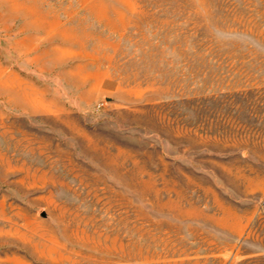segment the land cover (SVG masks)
Wrapping results in <instances>:
<instances>
[{
  "label": "rangeland",
  "instance_id": "rangeland-1",
  "mask_svg": "<svg viewBox=\"0 0 264 264\" xmlns=\"http://www.w3.org/2000/svg\"><path fill=\"white\" fill-rule=\"evenodd\" d=\"M0 264H264V0H0Z\"/></svg>",
  "mask_w": 264,
  "mask_h": 264
}]
</instances>
